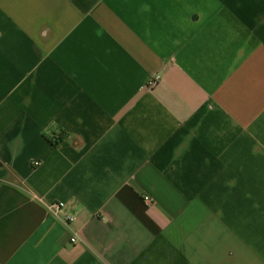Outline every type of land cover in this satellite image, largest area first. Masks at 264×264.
<instances>
[{"label":"crops","instance_id":"obj_1","mask_svg":"<svg viewBox=\"0 0 264 264\" xmlns=\"http://www.w3.org/2000/svg\"><path fill=\"white\" fill-rule=\"evenodd\" d=\"M0 264H264V0H0Z\"/></svg>","mask_w":264,"mask_h":264},{"label":"built area","instance_id":"obj_2","mask_svg":"<svg viewBox=\"0 0 264 264\" xmlns=\"http://www.w3.org/2000/svg\"><path fill=\"white\" fill-rule=\"evenodd\" d=\"M34 166H36V167L40 166V162L36 161V162L34 163ZM146 200H147V201H150V198H149V197H146ZM49 208L54 212V214H57V215H58L59 212L61 211L60 206L57 205V204H53V205H51ZM69 221H70V222L74 221V218H73V217L69 218ZM72 242H73V243L76 242V239H72Z\"/></svg>","mask_w":264,"mask_h":264},{"label":"trees","instance_id":"obj_3","mask_svg":"<svg viewBox=\"0 0 264 264\" xmlns=\"http://www.w3.org/2000/svg\"><path fill=\"white\" fill-rule=\"evenodd\" d=\"M54 145H57L56 143Z\"/></svg>","mask_w":264,"mask_h":264}]
</instances>
